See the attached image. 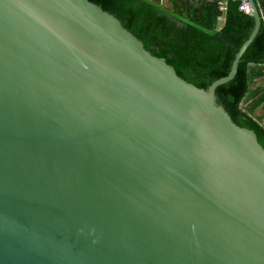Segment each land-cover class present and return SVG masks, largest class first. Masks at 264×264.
Instances as JSON below:
<instances>
[{
    "label": "water",
    "instance_id": "water-1",
    "mask_svg": "<svg viewBox=\"0 0 264 264\" xmlns=\"http://www.w3.org/2000/svg\"><path fill=\"white\" fill-rule=\"evenodd\" d=\"M248 3L200 89L89 0H0V264H264V148L216 95Z\"/></svg>",
    "mask_w": 264,
    "mask_h": 264
},
{
    "label": "trees",
    "instance_id": "trees-1",
    "mask_svg": "<svg viewBox=\"0 0 264 264\" xmlns=\"http://www.w3.org/2000/svg\"><path fill=\"white\" fill-rule=\"evenodd\" d=\"M115 16L153 56L200 89L229 74L255 21L238 0H89ZM259 33L241 58L235 77L216 95L233 121L252 130L264 148V0ZM224 4V10H220ZM219 28V29H218ZM261 85L255 88V85Z\"/></svg>",
    "mask_w": 264,
    "mask_h": 264
},
{
    "label": "built area",
    "instance_id": "built-area-1",
    "mask_svg": "<svg viewBox=\"0 0 264 264\" xmlns=\"http://www.w3.org/2000/svg\"><path fill=\"white\" fill-rule=\"evenodd\" d=\"M161 1H162V3L168 2V0H161ZM238 1H240V3H241L240 7H239L240 11L248 14L250 11V6L248 3V0H238ZM224 9H225L224 4H220V10H224Z\"/></svg>",
    "mask_w": 264,
    "mask_h": 264
},
{
    "label": "crops",
    "instance_id": "crops-1",
    "mask_svg": "<svg viewBox=\"0 0 264 264\" xmlns=\"http://www.w3.org/2000/svg\"><path fill=\"white\" fill-rule=\"evenodd\" d=\"M261 85V82H258L256 85H255V88L259 87Z\"/></svg>",
    "mask_w": 264,
    "mask_h": 264
}]
</instances>
